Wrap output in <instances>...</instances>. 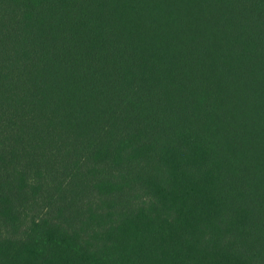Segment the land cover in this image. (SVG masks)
Wrapping results in <instances>:
<instances>
[{
    "label": "trees",
    "instance_id": "obj_1",
    "mask_svg": "<svg viewBox=\"0 0 264 264\" xmlns=\"http://www.w3.org/2000/svg\"><path fill=\"white\" fill-rule=\"evenodd\" d=\"M0 264H264V0H0Z\"/></svg>",
    "mask_w": 264,
    "mask_h": 264
}]
</instances>
